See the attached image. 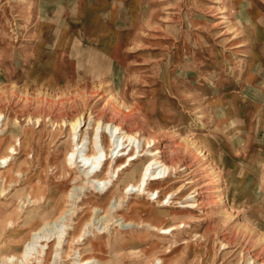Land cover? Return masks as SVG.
<instances>
[{
	"label": "rangeland",
	"instance_id": "rangeland-1",
	"mask_svg": "<svg viewBox=\"0 0 264 264\" xmlns=\"http://www.w3.org/2000/svg\"><path fill=\"white\" fill-rule=\"evenodd\" d=\"M120 1L124 2L122 23L126 29L133 24L138 35L127 39L122 36L119 56L113 60L112 56L99 58L94 53H98V47L105 52L111 48L115 53L118 37L101 39L97 46L81 39L80 26L74 27L82 24L77 0H0V93L9 98L0 101V111L8 117H19L22 126L19 131L11 127L7 135L16 132L29 137L30 133L33 138L30 155H26L28 149H22L14 160L19 167L29 158L28 177L10 187L8 195L0 196V264H72L79 246L85 257L99 258L100 264H249L250 253L260 254L254 264H261L264 0ZM94 92L98 95L90 96ZM77 95L87 99L93 115L101 114L103 109L114 113L108 101L118 106L120 102L137 104L136 120L148 121L150 131L157 136L152 149L163 150L187 140L199 145L202 153L189 151L180 169L168 178L169 182L181 179L173 184L175 189L192 180L175 199L170 200L169 195L164 200H170L167 207L175 212L164 221L176 223L179 228L173 236L162 235L137 220L133 221L140 227L121 228L119 217L130 214V201L125 200L113 214L116 216L109 217L107 228L103 229L102 221L90 225L82 243L70 245L74 223L83 224L91 217L98 222L111 203L106 200L109 194L120 187L115 184L107 195H98L80 177L60 182L64 185L60 196H64L67 208H71L66 199L71 188L82 189L77 192L74 213L68 219L70 234L59 259L38 261L34 254L24 262L9 260V256H19L24 250L32 227L40 228L58 215L45 202L31 205L27 201L21 209L17 205L30 191L25 182L29 183L27 179L35 171L41 173L45 168L49 175L56 172L52 164L63 159L62 142L67 134L53 135L51 123L78 114L81 109L69 105ZM127 110L122 111L129 114ZM30 116L42 120L37 124L28 122ZM34 152H39L38 158ZM147 158L136 161L135 168L143 166ZM132 168L121 176L124 184L132 176ZM37 179L32 177L30 181ZM56 180L62 179L58 175ZM223 188L220 195L219 189ZM194 189H199L196 199L200 205L188 211L182 205L192 201L190 193ZM235 189L237 200L229 205V215L224 217L214 202L235 195ZM147 197L157 207L156 195L140 199L146 201ZM95 208L102 210L93 215ZM145 215L149 217L150 213ZM146 217L141 220L146 222ZM9 220L14 221L13 227L7 226ZM52 224L46 226L48 235L63 229L62 222L55 223L59 227ZM227 237L231 238L229 246L223 248L221 240Z\"/></svg>",
	"mask_w": 264,
	"mask_h": 264
},
{
	"label": "bare ground",
	"instance_id": "bare-ground-1",
	"mask_svg": "<svg viewBox=\"0 0 264 264\" xmlns=\"http://www.w3.org/2000/svg\"><path fill=\"white\" fill-rule=\"evenodd\" d=\"M97 93L98 92L91 93L90 96H96L98 95ZM2 100L5 102L9 101L8 95L4 94L3 91L0 93V101ZM87 102V99L85 100L78 95L74 96V99L71 98V103L69 105L74 108L79 107L81 110L78 111V114L73 118L68 119L64 117L60 120L57 119L52 121L51 129L54 130L53 135L67 134L66 140L62 142L65 144L63 159L53 162L52 166L56 172L51 175H49L45 168L41 171V173H44V176H41V173H39L40 171H35L31 177L27 179L29 183H27V181L25 182V184L30 186V191L24 195L25 198L22 196L19 197L22 198L17 205L18 209L24 207V203L27 201L31 205H42L45 202L46 206H53L56 210V214H58L57 217L54 220L44 222L40 228H37V225L32 227L30 233L31 237L25 240L26 244L24 250L19 256L15 254L9 256L7 259H16L17 261L24 262L28 261L34 254L37 255V257L35 256L34 258H37L38 261H49L53 257L59 259L60 254H62L61 250L70 234V232H68L70 229L68 219L71 218V215L74 213L73 205L78 198L77 192L82 189V186L71 188V192H68L66 195V199L71 203V208H67L66 206H68V204L63 203L65 202V200H63L64 196H60L64 187L63 183L60 182H68L69 180L75 181L80 177H83L86 183L90 184V187L94 188V191H96L98 195H107L115 184H119L120 187H117L109 194L106 200L111 201V203L107 206V212L105 211L106 213L98 222H95L96 219H92L91 217L83 224L79 221L74 223L76 226L72 227V229L75 232L72 235L70 245L72 243H80L81 240H84L83 236L85 235V230H87L90 225L99 224V222L102 221L101 224H105L103 229L107 228L109 217L111 215L116 216L113 214L116 210L122 208L124 203L122 201L125 200L130 201V206L128 207V212H130V214L126 216L121 215L119 217L118 221H121V223L119 222L118 225H120L121 228L128 230L135 226H141V224L135 223L136 221L134 222L133 220L143 223L144 226L148 225L152 230L160 231V234L165 236H173L174 231L179 228L176 223H166L164 221L165 218L175 215V212L168 208L167 206L169 205L167 204L171 199H175L174 196L182 193L183 189L187 186L186 183H192V180L182 183L175 189L173 184L177 181H181V179L177 178L169 182L168 178L173 173L177 172L185 155L189 151H198L202 153V149L197 143L188 140L185 144L176 142L178 144L176 146L174 145V147L165 146L166 148L163 150L152 149L158 142L157 136H153L152 131H150L152 127L149 126L148 121L146 122L141 118L136 120L135 115L138 114L136 111L137 104L129 106L124 102H120V106H118L113 101H108L109 105L112 107L110 110H114V113H109L108 110L103 109L101 114L93 115L94 109L93 107L88 108ZM123 108L128 109L127 113L129 114H126V112L124 113L122 111ZM41 120L42 118L39 116L35 119L32 116L28 117V122L36 121V124L40 123ZM19 123V117H8L0 111V196H5V194L8 195L10 192L9 190H11L10 187L17 184L21 178L25 179V177H28V173H30V161L28 157L24 162L19 164V167L14 163L16 155L23 152L22 149H28L26 155H30V144L33 141V138H30V133L29 137H26V133L22 135L15 132L16 134L14 133L15 135L13 134L11 136L6 134V131L11 129V127L19 131V128L21 129L22 127ZM145 128H147V131H145ZM18 141L19 143H17ZM209 151L212 152L211 146H209ZM34 155L38 158L39 152H34ZM147 156L148 158L145 163L143 162V166L141 165L135 168L134 165L136 161ZM184 164L187 163L185 162ZM133 166L134 168H132ZM131 168L133 169L132 176L128 183L124 184L125 180H123L121 176L131 171ZM58 175L62 180H56ZM32 177L38 178L37 181L31 183L30 180ZM101 185L102 187L99 188ZM166 189L168 190L164 191ZM219 191L221 192L220 195H222L225 189H219ZM190 194H192V201H187L182 205V208L189 209L188 211L200 205V202H197V197L200 194L199 189H194L193 193ZM147 195H156L155 200L158 204H156L157 207H153V204H151L150 201L152 198L147 197L146 201L140 199ZM162 195L164 198L159 199ZM169 195L170 200L165 203L164 200H166ZM236 195L237 191L233 196L228 195L226 199L221 198L219 202H214L218 212L221 213L222 216L227 217L229 215V208L231 207L229 205H233L236 202ZM96 210L100 211L102 209L95 208L93 215H95ZM147 212L153 215L146 217L145 214ZM144 217H146V222L141 220ZM57 222L63 223L62 230L60 229L57 231V229L54 228L51 229L52 231L56 229L54 234L48 235V232L45 233L46 226L52 223V225H54ZM79 223L81 224L80 229V225L77 226ZM55 225L58 226V224ZM7 226L13 227L14 221L9 220ZM246 229L250 231L249 228ZM230 239V237H227L226 240H221L223 248L229 246ZM96 242L105 244L98 239ZM69 249H71V247ZM74 252L77 257H75V261H73L72 264L101 263V260L94 256L85 257V252L81 246ZM249 256V264H254L258 261L256 259L259 258L260 254L250 253ZM158 260L162 261L161 258ZM261 264H264V261H262Z\"/></svg>",
	"mask_w": 264,
	"mask_h": 264
},
{
	"label": "crops",
	"instance_id": "crops-1",
	"mask_svg": "<svg viewBox=\"0 0 264 264\" xmlns=\"http://www.w3.org/2000/svg\"><path fill=\"white\" fill-rule=\"evenodd\" d=\"M78 2V12L80 17V25L76 24L74 27L80 26V36L85 43L91 45H96L99 40L108 37H118L116 38V52L112 53L111 48L99 49L97 57H105L116 59L119 56L120 40L127 39L131 35H138L134 31V25L131 24V28L126 29L123 19H121V12L124 10L122 1L120 0H77ZM125 35V36H124ZM124 36L123 38H121ZM119 43V44H118ZM97 46V45H96ZM91 53V52H90Z\"/></svg>",
	"mask_w": 264,
	"mask_h": 264
}]
</instances>
